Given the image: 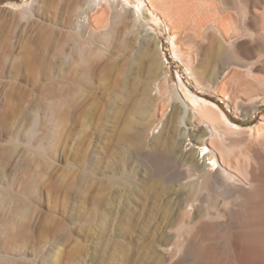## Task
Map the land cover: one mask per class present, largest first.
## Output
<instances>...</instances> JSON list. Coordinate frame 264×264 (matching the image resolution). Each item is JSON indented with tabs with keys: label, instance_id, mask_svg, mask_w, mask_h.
<instances>
[{
	"label": "bare ground",
	"instance_id": "obj_1",
	"mask_svg": "<svg viewBox=\"0 0 264 264\" xmlns=\"http://www.w3.org/2000/svg\"><path fill=\"white\" fill-rule=\"evenodd\" d=\"M61 3L53 17L68 30L39 27L26 52L8 55L0 75L76 83L107 61L95 53L100 38L94 34L105 29L114 6H130L143 29L113 44L132 62L146 57L149 63L142 116L131 140L135 159L124 168V224L108 239L121 247L114 264H264V114L252 125L235 117L264 102V0ZM118 15L116 23L127 28ZM157 28L200 92L179 71L175 86L168 87ZM15 88L7 93L22 114L26 94ZM215 156L218 167L209 168Z\"/></svg>",
	"mask_w": 264,
	"mask_h": 264
},
{
	"label": "rangeland",
	"instance_id": "obj_2",
	"mask_svg": "<svg viewBox=\"0 0 264 264\" xmlns=\"http://www.w3.org/2000/svg\"><path fill=\"white\" fill-rule=\"evenodd\" d=\"M62 1L0 0V67L9 56L23 54L37 32L49 26L68 30L53 17ZM129 7L114 6L105 29L95 32L100 38L93 45L95 53L107 61L90 77L54 83L0 75L1 264L8 259L10 264H100L103 255L104 264H114L119 258L121 247L108 244V239L124 224L119 217L122 194L129 189L124 168L135 159L131 140L142 116V80L149 71L146 57L136 58L135 64L129 54L113 49L131 32L143 31ZM118 14L126 18L127 28L116 23ZM111 26L117 27L116 35L112 36ZM157 31L168 87L172 89L179 79L177 71L194 86L173 55L167 34ZM69 56V52L60 55ZM13 86L26 94L22 114L7 93ZM263 114L264 102H260L254 112L235 117L242 125H252ZM197 148L206 151V146ZM208 162H214L209 168L218 167L216 156Z\"/></svg>",
	"mask_w": 264,
	"mask_h": 264
}]
</instances>
